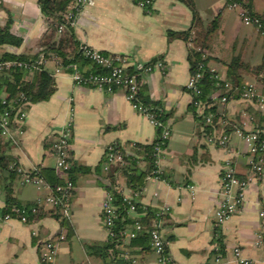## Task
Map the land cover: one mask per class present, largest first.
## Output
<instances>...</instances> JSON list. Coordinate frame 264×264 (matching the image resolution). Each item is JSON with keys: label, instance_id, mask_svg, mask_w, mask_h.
<instances>
[{"label": "crops", "instance_id": "obj_1", "mask_svg": "<svg viewBox=\"0 0 264 264\" xmlns=\"http://www.w3.org/2000/svg\"><path fill=\"white\" fill-rule=\"evenodd\" d=\"M204 25L219 21V30L210 49L209 67L223 80L227 64L243 56L252 68L264 59V38L257 28L244 24L241 14L248 6L264 19V0H193ZM190 9L177 0H153L151 14L133 0H91L75 25L77 40L108 55L131 59L133 71L160 61L164 70L142 75L151 99L169 115V145L161 161L164 179L147 176L145 153L137 145H149L156 139V129L149 119L128 102L125 92L77 86L57 58L46 67L55 80L54 93L48 101L26 107L27 120L14 132V141L2 140V154L24 172L54 170L56 158L52 147L59 132L72 124L71 156L75 167L76 190L72 199L73 216L66 220L50 214L32 223L13 219L3 221L7 188L23 205L46 199L51 190L41 185H22L8 171L0 172V264H43L41 254L45 241L59 242L55 264H102L90 257L86 246L107 244L109 234L102 218V204L107 187L113 182L118 165H108L107 150L117 144L130 156L138 158L143 188L134 193L123 177L116 180L123 194L152 209H166L162 236L169 258L175 264H213L217 249L225 258L234 259V250L252 264H264V177L252 180L243 209L223 225H217L215 214L220 202L221 179L233 169L237 177L248 180L255 156L239 132L264 133V106L242 99L217 100L215 132L229 137L227 149L211 144L204 134L200 111L192 107L187 90L191 77L188 61L191 43L168 39V31L183 32L192 28ZM9 26L7 42L0 46V59L5 55L33 57L55 38L39 0H0V29ZM92 66H83L90 71ZM263 75L244 76V84L263 91ZM1 93V92H0ZM262 114V124L255 123L249 108ZM147 176V177H146ZM132 216H135L134 214ZM33 233H37L34 236ZM262 243L259 245V241ZM220 241V242H219ZM125 250V249H123ZM138 264H159L150 250L126 249ZM111 264H123L114 259Z\"/></svg>", "mask_w": 264, "mask_h": 264}, {"label": "trees", "instance_id": "obj_2", "mask_svg": "<svg viewBox=\"0 0 264 264\" xmlns=\"http://www.w3.org/2000/svg\"><path fill=\"white\" fill-rule=\"evenodd\" d=\"M73 1L74 0H39L41 10L48 19L50 29L55 35L53 41L44 46L43 51L48 55V57L57 58L61 63V68L66 73H72L73 66H77L84 76L91 74H107L108 70L85 58L83 50L84 47L77 40L75 28L66 23L65 14ZM177 1L183 3L190 9L193 15V25L191 29L183 32L168 31L167 36L170 41L182 40L187 43H191L193 46L189 50L188 61L190 64L191 76H195L197 74H201L202 76L198 81L200 94L196 95L188 89L187 90L193 98V109L200 111V119L205 126L204 134L206 135L205 137H207L209 133L215 132L216 130L215 116L218 113V107L216 102L217 100H215L214 95L219 93V96L216 99L220 101L222 98H226L227 102L241 99L242 92L248 87L244 84V76L253 74L256 77H259L263 75L264 59L260 66L252 68L249 64L245 63L243 56H236L230 61V63L227 64L228 68L226 78L223 80L216 78L218 73H212V69L209 67L210 58L207 56V53L210 49L214 36L219 30V21L214 20L210 24L204 25L198 11L196 10L193 0ZM238 3L239 0H231L230 5ZM244 9L248 17L259 21V25H256L255 28H257L259 35L264 38V19L254 14L248 6H244ZM56 25L65 26L64 31L60 35L57 33V29L55 27ZM8 34L9 26L0 29V46L7 42L6 38ZM36 56L23 57L5 55L0 59V61L15 60L32 62L36 59ZM85 65L92 66V69L87 72L84 71L83 66ZM261 81L264 83V77L261 78ZM226 85H229L230 87L228 88ZM54 86L55 80L48 70H42L30 75L27 71L22 69H11L0 75V92L6 96L8 101L13 100L19 94L23 93L28 98L30 103L37 104L45 102L53 95ZM138 100L155 114L156 119L161 122L163 126H168L170 116L164 113L159 103L151 99L148 88L145 85L141 86L138 94ZM196 103L200 104V106L196 105ZM6 108L7 107L2 104L0 98V115L6 110ZM249 113L255 123L260 126L262 124L261 112L256 110L255 107H251L249 108ZM210 114L213 115V124L208 125L206 123V117ZM162 131V127L156 128V139L152 144L144 146L137 145V147L143 148L145 153L142 161H145L148 165L147 176H155V171L157 170L155 165V143L160 141ZM255 134L258 136V140L255 143L257 147V156L264 157V133L260 130L255 132ZM117 146L124 155V162L118 166L116 175L113 177L112 184L107 187V190H109L112 194L113 206L115 208V219L111 228L113 236H109L107 244L97 243L86 246L87 254L92 258L100 259L102 264H111L116 258L120 259L123 264H127V261L124 259L125 256L127 254L131 257L133 256L130 253H127L128 251H126V249L137 247L143 250H152L150 246L151 239L149 230L151 228L152 221L157 219V215L160 212V210H155L148 206L144 209L141 206L142 204L139 203L135 197L133 203L136 206V213H131V205L125 200L123 190L116 178L120 176L125 178L127 186L134 193H139L143 188V181L141 180L143 179V176H141L139 169L140 160L127 155L119 145ZM2 147L3 144L0 136V172L8 171L15 179L17 176H20L12 168V166L16 163H12L7 157L3 156ZM74 171L75 167L72 161V169L69 172V176L75 183ZM32 174H38L41 176V178L52 188L63 184V178L56 173V170H36L33 171ZM164 178L165 176L163 172L160 179ZM14 208L21 210V212L27 217L28 223L35 222L44 216L43 207H39L37 203L28 205L21 204L13 197L12 190L8 187L6 206L1 212V217L3 218L9 214L14 217ZM34 210H36L35 213ZM49 213L57 218L61 217L64 225L67 224V221L60 213V209L51 210ZM133 214L135 216H132ZM161 219L163 220L164 216H162ZM137 223L143 225V230L138 233L135 239L129 243H125L123 237L124 232L134 228ZM219 252L223 254L222 248L219 249ZM165 257L169 258L167 248H165Z\"/></svg>", "mask_w": 264, "mask_h": 264}, {"label": "built area", "instance_id": "obj_3", "mask_svg": "<svg viewBox=\"0 0 264 264\" xmlns=\"http://www.w3.org/2000/svg\"><path fill=\"white\" fill-rule=\"evenodd\" d=\"M133 2L142 8L146 13L151 14L153 0H133ZM91 3V0H74L65 14L66 23L75 27L78 17L83 12L84 8ZM237 4L231 5L236 7ZM244 24L248 26L259 25L258 20H253L248 17L245 12L241 14ZM57 33L60 35L64 29V25H56ZM84 56L92 63L108 70L107 74H91L84 76L77 66H73V72L70 73L71 78L77 86H82L92 89H100L106 92H114L117 89H121L125 92L126 99L133 106V108L145 115L151 124L155 127H162V135L159 142L155 143V165L157 170L155 171L154 178L160 180V176L163 174L161 168V161L168 148L169 140L171 138V130L169 126H163L161 122L156 119L153 112L148 107L143 105L138 100V94L141 89L142 75L149 74L155 70H164L165 65L163 62L157 61L148 64L143 67H139L136 71L131 69L132 62L127 56L122 55H106L103 52L95 50L90 47H84ZM51 61V58L42 51L37 54L36 59L32 62L25 61H0V75L11 69H22L27 71L30 75L36 72L46 70L47 65ZM62 68L59 67L56 73H60ZM212 73L216 72L212 70ZM53 76V75H52ZM201 74L191 76L187 84V89L192 93L200 94L198 88V81L201 78ZM216 78L222 80L220 76L216 75ZM226 87H230L226 85ZM1 102L7 108L0 115V136L1 138H8L12 141L16 139L14 132L18 126L25 123L27 120L26 107L30 105L28 98L25 94H19L16 98L8 101L6 96L0 93ZM241 99L250 102L255 105L264 106V91H259L253 86H248L241 94ZM222 102H227L226 98H222ZM200 106V104L196 103ZM206 123L213 124V115L206 117ZM72 124L65 126L60 132L59 136L52 147L53 155L56 158V173L63 178V184L57 185L52 188L48 185L41 176L33 175L32 172H24L17 164H14L12 168L20 175L22 185H41L51 190V194L44 200L39 199L37 204L39 207L47 206L51 210L60 209V213L65 220H70L73 216L72 212V199L76 190V185L69 176V172L72 169V156H71V138H72ZM239 135L245 140L246 144L251 148L252 154L255 159L252 162L251 176L248 180H240L233 169H228L224 172L221 179V190L219 193L220 202L217 208L215 219L217 225H223L232 216L238 214L246 204V194L248 191L249 183L252 180H261L264 177V157L257 156L256 141L258 136L255 133L239 132ZM207 141L211 144H215L222 149H227L229 146V137L225 134H217L211 132L206 137ZM264 150V146H263ZM257 156V158H256ZM108 165L116 164L120 166L124 162V155L121 150L118 149L116 144L111 145L107 150ZM36 171V170H35ZM125 200L131 205V213H136V206L133 203L135 196H128L124 194ZM144 209L146 205H141ZM36 210H34V213ZM13 215H6L3 217V221H9L16 219L23 224H28L27 217L21 212L20 209H13ZM167 213L166 209H161L157 215V219H154L149 230L150 234V246L152 251L158 257L159 264H175L171 258L165 257L166 244L162 236V216ZM264 216V213H262ZM102 218L105 228L109 236H113L111 228L115 219V208L113 206V197L109 190H106L105 199L102 204ZM143 230V225L137 223L134 228L124 232V242L129 243L135 239L139 232ZM37 236V233H33ZM58 241H45L43 243V250L41 254V260L43 264H55V260L59 250V242L65 240V235H62ZM262 240L259 241V245ZM127 264H138L137 261L128 254L124 258ZM213 264H252L251 261L242 257L239 249L234 250V259L227 260L225 256L216 250Z\"/></svg>", "mask_w": 264, "mask_h": 264}]
</instances>
